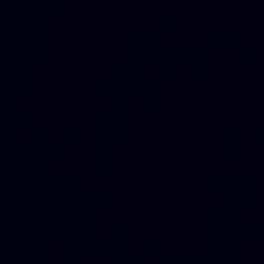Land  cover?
Wrapping results in <instances>:
<instances>
[{
    "label": "water",
    "instance_id": "water-1",
    "mask_svg": "<svg viewBox=\"0 0 264 264\" xmlns=\"http://www.w3.org/2000/svg\"><path fill=\"white\" fill-rule=\"evenodd\" d=\"M0 264H264V0H0Z\"/></svg>",
    "mask_w": 264,
    "mask_h": 264
}]
</instances>
